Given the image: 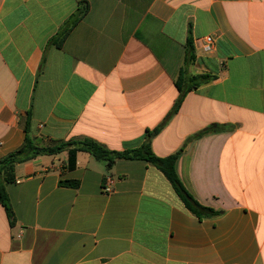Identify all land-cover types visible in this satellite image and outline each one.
<instances>
[{"label": "crops", "instance_id": "crops-1", "mask_svg": "<svg viewBox=\"0 0 264 264\" xmlns=\"http://www.w3.org/2000/svg\"><path fill=\"white\" fill-rule=\"evenodd\" d=\"M189 31L188 72L214 79L171 114ZM28 114L42 146L90 138L122 151L162 125L153 153L177 154L183 185L218 214L197 218L143 160L107 169L78 152L69 171L66 152L40 155L6 186L14 224L0 205V264H264V0H0V159Z\"/></svg>", "mask_w": 264, "mask_h": 264}, {"label": "trees", "instance_id": "trees-1", "mask_svg": "<svg viewBox=\"0 0 264 264\" xmlns=\"http://www.w3.org/2000/svg\"><path fill=\"white\" fill-rule=\"evenodd\" d=\"M87 11V3L85 1L80 2L76 11L66 20L57 34L53 37L51 44L60 48L70 31L84 17ZM193 61V46L189 31V36L187 37L185 44L184 64L180 68L179 74L175 80V87L179 91V98L177 99L171 114L176 111L183 96L187 92L214 79V76L208 74L189 73L188 67ZM28 123L29 114L24 125L25 136L22 144L17 149L0 159V205L4 208L10 225L14 224V214L11 208L6 186L15 181V165L34 159L40 155H54L61 152L67 153L66 169L69 171L73 170L76 166V155L78 152H86L90 154L97 162L103 163L107 169H110L115 161L120 159L146 161L161 171L185 208L197 218L215 216L218 214L217 211L199 203V201H197L183 185L175 169L177 154H171L166 157H158L153 153L150 140L160 131L162 125L147 131L143 142L137 148L116 151L110 150L90 138H71L66 141H58L45 146L37 145L28 134ZM59 184L74 188L77 187L78 182L75 180H64L60 181Z\"/></svg>", "mask_w": 264, "mask_h": 264}, {"label": "built area", "instance_id": "built-area-1", "mask_svg": "<svg viewBox=\"0 0 264 264\" xmlns=\"http://www.w3.org/2000/svg\"><path fill=\"white\" fill-rule=\"evenodd\" d=\"M201 47L205 52H209L214 49V41L211 36H205L201 40ZM101 190L103 193H111V188H110V180L108 177H106L101 185Z\"/></svg>", "mask_w": 264, "mask_h": 264}]
</instances>
